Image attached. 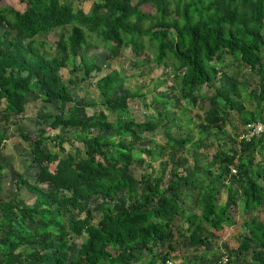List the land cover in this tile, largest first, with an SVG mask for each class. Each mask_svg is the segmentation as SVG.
Returning <instances> with one entry per match:
<instances>
[{"label": "trees", "instance_id": "obj_1", "mask_svg": "<svg viewBox=\"0 0 264 264\" xmlns=\"http://www.w3.org/2000/svg\"><path fill=\"white\" fill-rule=\"evenodd\" d=\"M17 1L23 11H0V122L23 117L26 96L35 93L58 109L57 114L37 110L36 125L64 129L73 137L51 136L45 128L30 134L17 127L19 137L31 145L38 173L33 182L15 179L18 191L25 189L34 197L32 204L17 195L0 199V264L174 263L182 259L173 245L176 233L182 248L203 252L200 264H213L208 254L216 246L215 234L235 225L239 204L244 213L264 208V170L253 165L262 139L240 142L241 131L237 142L215 149L207 163L196 156L201 148L210 150L200 140L190 163L175 161L190 139L170 137L152 151L154 142L142 136L153 134L160 124L131 118L130 104L145 96L121 92L123 80L116 72L95 85L102 107L96 115L82 118L70 90L100 70L81 52L87 34L99 38L113 58L127 48L139 56L146 38L154 47L155 63L172 70L186 102L195 104L198 96L208 100L202 124L207 136L221 131L226 111L241 108L235 79L206 99L218 67L227 66L226 57L258 78V92L247 95L258 99L259 109L239 112L243 129L248 123H264V0H96L88 13L74 9L71 0ZM63 28L67 35L61 30L55 54L47 55L37 37ZM62 69L71 75L67 83ZM152 102L167 106L159 99ZM4 140L0 134V146ZM66 142L75 146L73 155L60 157L47 150L51 144L64 153ZM144 154L151 161L165 160L158 174L136 178L132 166ZM2 159L0 153V187L7 179ZM187 188L195 190L189 206ZM224 189L226 198L220 202ZM106 200L115 203L107 205ZM250 220L243 222L236 252L242 256L252 251V261L233 259L232 250L226 254L228 264H264V224L256 217ZM75 237L82 241L78 249L71 243Z\"/></svg>", "mask_w": 264, "mask_h": 264}, {"label": "rangeland", "instance_id": "obj_2", "mask_svg": "<svg viewBox=\"0 0 264 264\" xmlns=\"http://www.w3.org/2000/svg\"><path fill=\"white\" fill-rule=\"evenodd\" d=\"M96 0H71L70 5L74 9L82 10L84 13H88L93 2ZM24 5H20L17 0H4L0 3L1 10L14 9L23 11ZM4 30V26L0 25V33ZM63 30L67 35V28L56 29L49 33L47 36L37 37L38 40L45 43L44 51L49 56L55 54V44L59 38L60 31ZM88 33V32H86ZM264 36V29L262 30ZM87 45L82 48L81 52L87 59L93 60L100 70L91 74L90 78L85 82L78 83L70 90L74 103L79 107V114L82 118L90 115H96L101 111L99 104L98 90L96 89V83L106 74L111 71L116 72L123 80L122 88L124 91L140 92L145 96L144 100L130 104L129 111L131 112V118L139 121H152L160 124V129L153 134H144V140L153 141L154 145L151 146L152 151L155 150V146H164L167 138H186L190 139V144L186 145L183 151L177 152L175 161L187 160L191 161L193 153L195 155L196 144L200 140H203V147L208 146L210 150H203L202 148L196 152V156L202 163H207L213 155L215 149L230 147V142H237V135L243 130V124L241 121L240 113H249L258 111V99L256 97L248 96L250 90H256L258 92V78L254 73H250L247 66L239 68L237 64H234L229 57H226L225 63L227 66L220 65L218 67V75L211 83L210 89L207 90V98L214 94L216 89L227 88L229 80L235 79L239 86L241 95V108L238 111H226L224 118L225 121L221 123V131L216 135L207 136L203 132V119L205 113L208 111L209 102L205 100L203 96H198L195 104L187 103L184 99L182 91L176 86L173 81L171 71L164 66H158L155 63V53L152 44L148 43V40L144 38L141 44L144 50L139 56H133L130 49H122L117 58H113L109 54V49L104 45L99 38L94 35H89ZM77 58V63L79 62ZM168 64L171 62L168 61ZM60 76L64 83L71 78L67 69L60 71ZM82 74H79L81 77ZM229 81V82H228ZM248 87L247 91L243 87ZM119 94V92H117ZM154 99H159L160 102L166 103V108H163L162 104L158 106L153 104ZM25 114L23 117L12 118L8 117L7 121L0 122V134L4 135L5 140L0 146V153L3 154L2 165L5 168V174L7 179L2 182L0 187V199L9 200L16 195L23 199L27 204H32L34 197L30 195L25 189L18 191L15 187L16 176H22L24 179L33 182L38 168L32 163L31 145L24 142L18 135L17 127L23 129L25 132L34 134L39 129L48 127L45 125H36V112L42 109L45 112L51 114H57L58 109L56 105L44 104L39 96L35 93L28 94L25 99ZM109 119H114L110 113H105ZM264 114V112H263ZM63 133L65 138H72L73 134L65 132L64 129L52 131L47 129L48 135H56ZM214 133V132H211ZM169 136V137H168ZM75 137V136H74ZM75 145V144H74ZM74 147L71 142H66L63 146L65 152L61 153L58 149L52 147L51 144H47V150H52L60 157H66L67 155L74 154ZM149 147V146H148ZM257 150L255 154V160L253 165L258 163L260 170H264V145ZM205 154L207 156H205ZM141 163H135L132 166V173L136 178H139L143 173L154 172L158 174L161 170V164L163 165V157L157 161H151L147 154L142 156ZM50 170L54 171V166L50 167ZM186 195L188 200L186 204L191 205L195 190L189 188L186 189ZM226 198V189L221 191L220 202H223ZM105 203L114 204L115 201L110 202L106 200ZM95 203H91L90 208H94ZM237 215H235V225L224 228L221 232L215 234L218 235V239L215 240L216 246L212 252L208 254L209 262L213 264H228L227 263V251H234L232 258L239 261H252V251L246 252L242 256L237 255V248L242 242L244 229L243 222L250 223L251 217L258 218V222L264 224V208H258L252 212L244 213L243 204L238 206ZM97 216V215H96ZM99 216L94 220L96 221ZM181 221V220H180ZM177 225L179 222L176 223ZM75 249H78L82 243L80 238L75 237L71 242ZM173 245L180 249L182 259L171 264H200L202 251H196L193 249H184L180 246V236L175 234V240ZM28 249V248H25ZM234 253V254H233ZM264 253V251H263ZM70 257L73 258V252L70 253ZM222 262V263H221Z\"/></svg>", "mask_w": 264, "mask_h": 264}, {"label": "built area", "instance_id": "obj_3", "mask_svg": "<svg viewBox=\"0 0 264 264\" xmlns=\"http://www.w3.org/2000/svg\"><path fill=\"white\" fill-rule=\"evenodd\" d=\"M259 138L262 139V144L264 145V123L253 122V123H248L244 127V129L242 130V133L238 137V141L250 142L252 139H259ZM231 172L232 174H235L234 170H231ZM167 264H171V263L167 262Z\"/></svg>", "mask_w": 264, "mask_h": 264}]
</instances>
